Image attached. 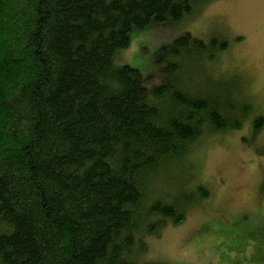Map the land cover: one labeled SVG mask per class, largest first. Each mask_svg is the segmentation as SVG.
Here are the masks:
<instances>
[{
  "label": "trees",
  "instance_id": "trees-1",
  "mask_svg": "<svg viewBox=\"0 0 264 264\" xmlns=\"http://www.w3.org/2000/svg\"><path fill=\"white\" fill-rule=\"evenodd\" d=\"M216 1L0 0V264H169L149 240L210 196L186 157L264 117L214 76L221 33L162 43L151 88L116 58ZM225 241L219 264L264 263V216Z\"/></svg>",
  "mask_w": 264,
  "mask_h": 264
},
{
  "label": "rangeland",
  "instance_id": "rangeland-1",
  "mask_svg": "<svg viewBox=\"0 0 264 264\" xmlns=\"http://www.w3.org/2000/svg\"><path fill=\"white\" fill-rule=\"evenodd\" d=\"M186 30L202 41L215 32L230 40L228 51L213 67L214 76L221 84L231 81L240 91L241 101V92H246L255 108L253 115L264 117V0H218L179 27H148L134 32L116 63L145 74L151 88L159 82L156 60L161 44ZM205 76H209L208 71ZM240 84L244 85L241 89ZM250 134L246 122L239 131L206 138L190 159L186 157L185 163L194 162L196 185L206 187L210 196L192 208L181 225L167 227L149 240L148 255L153 260L219 264L221 251L230 247L225 238L247 227L253 217L264 216V127L252 138ZM258 206L261 209H256ZM231 244L236 245L234 241ZM239 250L251 254L248 245Z\"/></svg>",
  "mask_w": 264,
  "mask_h": 264
},
{
  "label": "flooded vegetation",
  "instance_id": "flooded-vegetation-1",
  "mask_svg": "<svg viewBox=\"0 0 264 264\" xmlns=\"http://www.w3.org/2000/svg\"><path fill=\"white\" fill-rule=\"evenodd\" d=\"M250 262H251V261H248V260H247V261H245L244 263H246V264H251ZM252 264H264V263H256V262L253 263V262H252Z\"/></svg>",
  "mask_w": 264,
  "mask_h": 264
}]
</instances>
